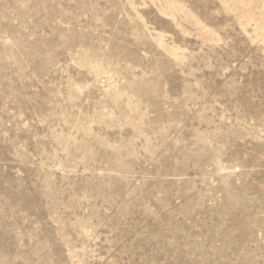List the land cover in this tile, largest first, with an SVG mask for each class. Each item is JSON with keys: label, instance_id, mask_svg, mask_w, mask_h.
<instances>
[{"label": "rangeland", "instance_id": "1", "mask_svg": "<svg viewBox=\"0 0 264 264\" xmlns=\"http://www.w3.org/2000/svg\"><path fill=\"white\" fill-rule=\"evenodd\" d=\"M0 264H264V0H0Z\"/></svg>", "mask_w": 264, "mask_h": 264}]
</instances>
